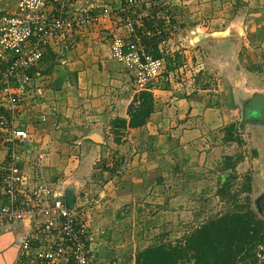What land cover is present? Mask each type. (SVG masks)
Here are the masks:
<instances>
[{
  "label": "rangeland",
  "instance_id": "rangeland-1",
  "mask_svg": "<svg viewBox=\"0 0 264 264\" xmlns=\"http://www.w3.org/2000/svg\"><path fill=\"white\" fill-rule=\"evenodd\" d=\"M128 1L71 6L97 17L45 49L17 114L34 131L26 173L75 188L91 264H135L145 247L185 243L228 211L250 208L264 220V120L242 118L243 101L264 95V0ZM115 36L139 37L151 56L156 45L159 74L138 85L111 56ZM141 91L153 107L145 123L117 124ZM5 150L0 139V161Z\"/></svg>",
  "mask_w": 264,
  "mask_h": 264
},
{
  "label": "built area",
  "instance_id": "built-area-1",
  "mask_svg": "<svg viewBox=\"0 0 264 264\" xmlns=\"http://www.w3.org/2000/svg\"><path fill=\"white\" fill-rule=\"evenodd\" d=\"M77 2L0 0V139L6 145L0 161V232L18 233L10 264H91L96 256L84 211L74 204L66 206L63 186L34 181L24 170L34 131L17 123L45 49L97 17L92 10L86 15L76 6L71 9ZM138 41L139 37L125 41L115 36L111 56L143 86L159 74L162 60L147 54ZM39 119L44 122L47 117L42 114ZM36 159L43 164L48 155L39 151Z\"/></svg>",
  "mask_w": 264,
  "mask_h": 264
},
{
  "label": "trees",
  "instance_id": "trees-1",
  "mask_svg": "<svg viewBox=\"0 0 264 264\" xmlns=\"http://www.w3.org/2000/svg\"><path fill=\"white\" fill-rule=\"evenodd\" d=\"M154 49L153 56L159 57L156 45ZM150 98V91L135 94L128 106L129 119L120 118L116 123L143 125L153 111ZM260 253L264 254V220L249 208L210 219L198 226L185 243L147 246L139 251L135 264H264Z\"/></svg>",
  "mask_w": 264,
  "mask_h": 264
},
{
  "label": "water",
  "instance_id": "water-1",
  "mask_svg": "<svg viewBox=\"0 0 264 264\" xmlns=\"http://www.w3.org/2000/svg\"><path fill=\"white\" fill-rule=\"evenodd\" d=\"M227 32V34L232 31L229 29H225L223 31L214 32L215 34H222ZM226 35V34H223ZM243 119H261L264 120V95L255 92L249 97L247 100L243 101ZM87 139L94 141L95 143H102V136L97 132H91L86 136ZM74 187L65 186L63 187L64 192V200L65 204L68 207H72L74 204ZM264 197V195L262 196ZM259 210L264 214V199L258 200Z\"/></svg>",
  "mask_w": 264,
  "mask_h": 264
},
{
  "label": "crops",
  "instance_id": "crops-1",
  "mask_svg": "<svg viewBox=\"0 0 264 264\" xmlns=\"http://www.w3.org/2000/svg\"><path fill=\"white\" fill-rule=\"evenodd\" d=\"M98 6V3L95 1L92 3V7ZM62 37V36H61ZM60 37V38H61ZM185 101V105L187 106V108H189V106L192 103H187L186 99L183 98V100L179 101ZM218 119L219 120H225V118H222V116L220 117L219 113H218ZM46 164H50V158H48ZM30 175V177H32L34 179V181L41 180L40 178H38L36 175H32L30 173H28ZM66 181L67 180H59L58 178H51L50 182H48L49 184H52L53 186H66ZM78 184H80V181H77ZM64 195V193H63ZM76 203V200H74V204ZM80 211H84V209H79ZM90 224V223H89ZM17 249H18V233H14V232H0V264H10L16 256L17 253Z\"/></svg>",
  "mask_w": 264,
  "mask_h": 264
},
{
  "label": "bare ground",
  "instance_id": "bare-ground-1",
  "mask_svg": "<svg viewBox=\"0 0 264 264\" xmlns=\"http://www.w3.org/2000/svg\"><path fill=\"white\" fill-rule=\"evenodd\" d=\"M237 27H238V26L235 25V27H234V32H238V31H237ZM222 34H227V32L222 33Z\"/></svg>",
  "mask_w": 264,
  "mask_h": 264
},
{
  "label": "flooded vegetation",
  "instance_id": "flooded-vegetation-1",
  "mask_svg": "<svg viewBox=\"0 0 264 264\" xmlns=\"http://www.w3.org/2000/svg\"><path fill=\"white\" fill-rule=\"evenodd\" d=\"M260 199H264V197H261ZM259 200V199H258Z\"/></svg>",
  "mask_w": 264,
  "mask_h": 264
}]
</instances>
